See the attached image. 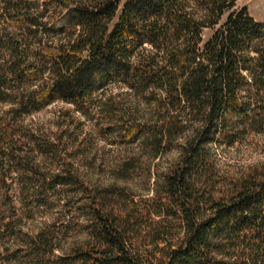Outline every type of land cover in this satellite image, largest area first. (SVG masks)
I'll return each mask as SVG.
<instances>
[{"label":"trees","instance_id":"1","mask_svg":"<svg viewBox=\"0 0 264 264\" xmlns=\"http://www.w3.org/2000/svg\"><path fill=\"white\" fill-rule=\"evenodd\" d=\"M236 1L0 0L2 259L264 264V160L229 173L217 158L218 146L246 136L264 147V22ZM113 83L152 104L146 119L122 121V139L153 154L178 144L151 194L123 210L67 162L41 171L24 151L18 119L56 100L87 113ZM33 141L44 155L53 147L46 137ZM131 166L124 160L120 174ZM70 190L80 193L84 238L66 249L56 241L67 213L60 226L34 232L16 224L53 196L67 205Z\"/></svg>","mask_w":264,"mask_h":264},{"label":"rangeland","instance_id":"2","mask_svg":"<svg viewBox=\"0 0 264 264\" xmlns=\"http://www.w3.org/2000/svg\"><path fill=\"white\" fill-rule=\"evenodd\" d=\"M236 5L245 6L255 20L264 22V0H237ZM207 32L205 29L204 35ZM97 98L100 102L93 105L87 113L77 110L69 102L56 100L40 109L21 114L18 119L22 124V138L26 142L24 151L39 165L41 171L45 169L52 172L60 164L67 162L74 177L89 189L107 190L105 192L110 196L113 205L123 210L134 205V202H142L144 197L151 194L154 178L176 157L178 144L162 148L153 154L149 146L122 139L118 131L122 121L128 119L127 123L146 119L152 107L150 102L133 94L124 84L108 85L98 92ZM36 137L49 139L53 143L51 151L41 154L39 148L34 147L36 143L33 139ZM218 149L219 166L229 173L240 169L246 163L264 160V147L260 136H246L243 141L231 146L223 144ZM124 160H129L132 166L123 175L120 174V166ZM13 186H17V182ZM69 194L71 202L67 205L64 200H58L61 196H53L55 201L52 205H40L30 216L24 217L21 224H16L22 232H34L50 224L60 226V220L63 222L62 213H67V228H54L56 241L66 249L72 240L79 241L85 237V214L81 212L80 201L77 199L80 193L74 194L70 190ZM18 234L21 235V232ZM55 252H58L57 249ZM8 254L13 258L12 251ZM2 258L4 257L0 256V264H20ZM45 264H51V261L47 260Z\"/></svg>","mask_w":264,"mask_h":264}]
</instances>
